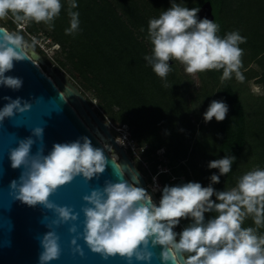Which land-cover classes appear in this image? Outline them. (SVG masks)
<instances>
[{"label":"clouds","instance_id":"1","mask_svg":"<svg viewBox=\"0 0 264 264\" xmlns=\"http://www.w3.org/2000/svg\"><path fill=\"white\" fill-rule=\"evenodd\" d=\"M77 7L76 0H68L70 27L65 29L66 35L74 36L80 31L79 12L73 11ZM61 8V0H0V20L11 19L17 28L29 22H43L51 30ZM199 12V7L189 9L172 2L158 18L150 19L147 39L152 52L144 57L145 61L165 88L169 87L167 77L172 71L169 61L179 62L189 75L222 69V82L231 80L234 74L235 79L243 83L244 50L239 45L246 43L247 38L239 31L220 37L217 35L220 26L207 18L198 19ZM31 54L32 46L19 31L0 26V86L14 91L22 88V78L6 73L13 70L14 62L28 60ZM253 90L259 93L260 88L256 86ZM4 99L8 102L0 109V123L31 107L21 98ZM228 111L225 102L213 100L203 119L205 123L213 118L222 122ZM43 135V128L33 129L30 137L20 140L18 146L10 150L12 169H22L19 179L13 180L10 188L17 193L16 201L29 207L40 205L54 212L57 217L52 222L54 227L72 222L69 232L76 234L79 213L51 203L50 197L77 176L86 182L98 178L105 172L108 159L104 150L94 147L88 137L56 143L47 155L43 147L32 154L37 140L43 143ZM235 161L232 155L210 161L208 168L218 170L219 175H211L207 187L198 182L165 185L160 190L158 205L144 188L137 186L139 181H105L102 188L93 189L83 197L85 244L105 260L120 257L129 264L133 259L138 264H151L153 252L149 249L156 247L161 249V264H181V260L183 264H264V235L258 234L264 227V168L247 171L231 189L217 191L213 187L220 183L221 176L232 171ZM115 169L123 177L122 171ZM206 213L215 215L206 220ZM248 217L255 227H242ZM185 219H190L191 223L180 233L175 232ZM58 240L51 230L42 236L39 264L59 259ZM71 244L74 254L83 256L75 238Z\"/></svg>","mask_w":264,"mask_h":264},{"label":"trees","instance_id":"2","mask_svg":"<svg viewBox=\"0 0 264 264\" xmlns=\"http://www.w3.org/2000/svg\"><path fill=\"white\" fill-rule=\"evenodd\" d=\"M209 1L217 35L239 31L247 42L239 45L245 76L221 81L223 70L197 73L195 87L171 61L169 87L153 72L144 57L152 52L147 39L148 21L158 18L172 2L189 9ZM80 31L66 35L70 27L68 0L50 30L43 22L25 24L29 37L41 36L58 46L56 65L71 78L83 95L90 93L109 120L125 125L137 145L146 147L136 170L150 183L157 174L161 188L187 182L207 187L209 177L219 175L208 163L225 155L236 157L232 171L213 185L217 191L235 187L239 177L256 167L264 168V0H76ZM13 28L15 24L9 19ZM0 21V26L8 27ZM143 29V31H141ZM20 32V31H19ZM250 83L261 87L255 94ZM173 86V87H172ZM213 100L223 101L228 113L222 122L203 116ZM90 103V102H89ZM91 105V104H90ZM234 125V126H233ZM162 151L161 155L158 152ZM166 172H160L159 169ZM215 200V196L212 197ZM215 213H206L211 219ZM190 219L180 222L184 229ZM242 227H255L251 217ZM180 229V231H182ZM264 235V227L258 230Z\"/></svg>","mask_w":264,"mask_h":264},{"label":"water","instance_id":"3","mask_svg":"<svg viewBox=\"0 0 264 264\" xmlns=\"http://www.w3.org/2000/svg\"><path fill=\"white\" fill-rule=\"evenodd\" d=\"M199 8L198 19L207 18L214 21L209 1L204 2ZM0 21L6 22L7 19ZM26 40L34 50L30 58L14 62L13 70L6 73L22 78V88L14 91L0 86V109L8 102L4 97H11L13 100L21 98L31 105L28 111L15 114L13 118H6L0 123V264H39L38 257L42 251L39 240L49 230L59 237L61 250L59 259L50 264H129L120 257L105 260L87 247L83 239L84 214L81 212V208L85 207L83 197L89 195L93 189L102 188L105 181L118 182L126 179L130 183L139 181L137 186L144 188L157 205L159 202L131 159L123 148L119 147L106 123L93 110L86 96L67 74L58 67L53 68L55 63L48 59L44 51L40 53L42 49L39 45L29 38ZM171 63L169 61V64ZM44 65L47 66L45 73L41 69ZM36 128L44 129L43 143L37 140L33 145L32 154L43 147L47 155L56 143H70L81 137H88L94 147L104 150L108 159L105 172L98 178L94 177L86 182L83 177L77 176L70 184L61 187L50 197L51 203L59 207L72 208L75 213H79V218L75 222L76 234L69 232L73 226L72 222L54 227L52 222L57 219L54 212L40 205L29 207L16 201L17 193L10 188L11 182L18 180L22 171L12 169L9 160L10 150L16 148L20 140L30 137L32 130ZM108 146L112 148L117 158L112 156L113 152ZM115 168L122 171L123 177L119 176ZM174 231L177 232L176 229ZM74 238L77 240V246L82 249L83 256L74 254L71 244ZM149 250L153 252L151 264H161V249L156 247ZM131 264L138 262L133 259Z\"/></svg>","mask_w":264,"mask_h":264},{"label":"rangeland","instance_id":"4","mask_svg":"<svg viewBox=\"0 0 264 264\" xmlns=\"http://www.w3.org/2000/svg\"><path fill=\"white\" fill-rule=\"evenodd\" d=\"M2 22H3V21H2ZM5 23L8 24V23H9V19H7V21H6ZM8 25H9V24H8ZM24 26H25V25H23V28H21V27H20V28H17V25H15L13 28H10L11 26L9 25L7 28H8L9 30L20 31V33L24 36L25 40H26L27 38H29V39H31L35 44H37V45H39V46L41 45L42 49L46 52V55H47L48 59L54 61V63H55V56H56L57 51H58V46H56V45H51V43L49 42V40L46 39V38L44 39L42 36H41L40 38H37V37H29L28 35L24 34V32H23ZM26 41H27V40H26ZM27 42H28V41H27ZM33 51H34V50H33V48H32V52H33ZM177 63H178V67H179L180 71H181L186 77H188L189 81H191L195 87H198V86H199V79H198V77H197V74H195L194 76H193V75H189V74H187V73L185 72V70H184V66L181 65L179 62H177ZM55 64H56V63H55ZM41 69H42V71L45 73V72H46V65L41 66ZM63 72H64V71H63ZM64 73H65V72H64ZM65 74H67V73H65ZM67 75H68V74H67ZM68 76H69V75H68ZM70 79H71V81L74 83L73 78L70 77ZM256 86H258V85H254L253 83H250V89H251V91L254 92L255 94H258L257 92H255V91L253 90ZM259 88H260V91H259V93H260V92H261V87L259 86ZM85 96H86L88 102H90V104H91L93 110H94V111L99 115V117H100V118L106 123V125L108 126V128H109V125H110V124H113V125L116 126V127L119 126V125H117V124L112 123V122L109 120V118H107V116H105V114L102 113L101 110H99V108H98L97 105H96L95 100H92L91 95L86 94ZM88 96H89V98H88ZM92 102H94V103H92ZM109 131H110V133H111L115 138H117V137L120 136V132H118V131L112 130V129H110V128H109ZM159 153H162V152L160 151ZM135 163H137V162H136V161H133V164H135ZM159 170L164 171L165 169L161 168V169H159ZM148 175H149V174H148ZM146 182H147V181H146ZM147 184H149L150 186H152L151 181H150V183H147ZM175 229L177 230L178 233H180V232H181L180 229H182V228L180 227V225H178ZM182 230H183V229H182Z\"/></svg>","mask_w":264,"mask_h":264},{"label":"built area","instance_id":"5","mask_svg":"<svg viewBox=\"0 0 264 264\" xmlns=\"http://www.w3.org/2000/svg\"><path fill=\"white\" fill-rule=\"evenodd\" d=\"M21 28H23V26H21ZM40 48L42 49L41 45H40ZM42 51H44V50L42 49ZM86 94L91 95L90 93H86ZM88 98H89V96H88ZM92 103H94V102H92ZM109 128L112 130L120 132V136L117 138H115V137L114 138H115L117 144L119 145V147L123 148V150L125 151L127 156L131 159V161L132 162L133 161L139 162V163H141V165L143 167L146 168V165H145V163L141 157V155L144 152L146 147H141V146L137 145V143L133 139L130 138L128 131H127V127L125 125L116 127L113 124H110ZM159 152H158V155H161L162 153H159ZM166 171L167 170H164V171L159 170V173L160 172H166ZM149 176L151 179L152 186H150L149 184H148V186L150 187L153 195L157 198V200L159 202L160 198H161V191L160 190L162 188L157 181V174L152 175L149 173Z\"/></svg>","mask_w":264,"mask_h":264},{"label":"flooded vegetation","instance_id":"6","mask_svg":"<svg viewBox=\"0 0 264 264\" xmlns=\"http://www.w3.org/2000/svg\"><path fill=\"white\" fill-rule=\"evenodd\" d=\"M40 53H43V51L42 50H40ZM54 62V61H53ZM55 67H58L56 64H55V66L53 67V68H55ZM46 68H47V66H46ZM59 68V67H58ZM60 69V68H59ZM61 70V69H60ZM70 77V76H69ZM74 81V80H73ZM74 84H75V82H74ZM76 85V84H75ZM77 86V85H76ZM78 88V87H77ZM88 101V100H87ZM99 116V115H98ZM102 120V119H101ZM113 136V135H112ZM114 137V136H113Z\"/></svg>","mask_w":264,"mask_h":264},{"label":"bare ground","instance_id":"7","mask_svg":"<svg viewBox=\"0 0 264 264\" xmlns=\"http://www.w3.org/2000/svg\"><path fill=\"white\" fill-rule=\"evenodd\" d=\"M102 139H103V137H102ZM104 140V139H103ZM109 147V146H108ZM109 150L111 151V152H113L112 151V148L111 147H109ZM114 158H117V155L113 152V155H112Z\"/></svg>","mask_w":264,"mask_h":264}]
</instances>
